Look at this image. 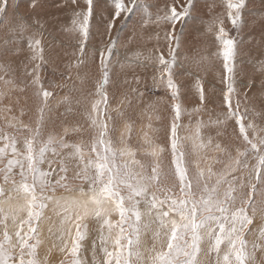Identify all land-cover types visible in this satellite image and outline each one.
I'll use <instances>...</instances> for the list:
<instances>
[{
    "label": "snow or ice",
    "instance_id": "1",
    "mask_svg": "<svg viewBox=\"0 0 264 264\" xmlns=\"http://www.w3.org/2000/svg\"><path fill=\"white\" fill-rule=\"evenodd\" d=\"M70 2L77 9L72 30L81 39L76 59L67 67L78 73L85 70L83 82L89 78L87 41L95 0H83L84 7L79 0ZM111 4V19L106 23L109 41L96 50L99 78L94 81V91L76 100L77 105L82 101L90 105L82 114L84 123L65 127L62 133L51 130L45 134L52 112L49 100L54 93L44 88L40 76L41 40L28 38L34 67L29 73L33 79L26 87L36 89L38 104L34 127L23 121L25 109L21 108L20 116H11L0 128V264H52L49 257L53 252L61 257L58 264H264V128L248 120L247 109L241 111L236 87L240 83L237 37L228 35L223 19L213 22L218 44L213 55L222 61L223 70L222 111L207 122L197 118L195 136L182 137L180 130L187 127L181 123L183 116L191 119L192 114L207 110V105L215 102L197 77L199 103L185 109L182 85L174 79V69L182 67L178 57L183 26L193 18L196 0H184L183 4L172 0L155 13L149 10L155 5H141L139 0H111ZM32 6H36V0ZM224 6L227 20L239 31L246 0H224ZM138 8L142 27L154 24L155 38L158 42L162 38L168 45L166 56L157 48L142 59L137 54V62L155 66L148 90L154 94L164 89L171 101L167 105L170 111L165 124L166 118L158 109L164 98L145 104L151 135L145 133L143 142L133 145L129 121L118 146L113 139L115 120L125 116L121 105L125 101L130 105L131 97L126 95L120 105L111 107V56L119 40L112 33L114 28L119 29L117 19L124 23ZM8 10L9 0H0V13ZM16 27L22 33L26 25ZM207 31H212L211 24ZM8 43L4 42L5 48ZM92 59H96L95 53ZM0 70L6 72L7 66L0 65ZM4 83L15 87L13 80ZM253 87L250 80L246 88ZM260 88L264 90V81ZM131 91L138 100L144 99L143 91ZM6 96L7 92H0V98ZM63 100L69 102V97ZM5 110L12 111L10 107ZM153 119L162 126L154 127ZM230 124H234L237 142L225 144ZM7 128L14 132L9 133ZM204 128L214 129L215 137L208 136L205 141ZM88 131V141L66 140L70 134ZM185 141H191L193 152L213 147L217 155L197 161L193 174ZM216 165H220L218 170ZM49 209L51 215H46ZM47 241L50 246L41 259L39 249ZM85 252L91 256L90 262Z\"/></svg>",
    "mask_w": 264,
    "mask_h": 264
},
{
    "label": "rangeland",
    "instance_id": "2",
    "mask_svg": "<svg viewBox=\"0 0 264 264\" xmlns=\"http://www.w3.org/2000/svg\"><path fill=\"white\" fill-rule=\"evenodd\" d=\"M180 1L183 2L184 0ZM212 1H216L217 3L213 2L212 4ZM221 1L224 0H196V7L192 11L193 18L188 19L186 24L183 26L185 35L182 40L183 44L181 43V47L179 49L180 52L178 58L181 62V65H183L182 67L178 65L174 69V79L182 85L181 92L183 105L185 109L191 110L199 103L198 95L195 89L197 77H199L203 82L204 88H206V93L210 94L211 99H213L215 102L209 103L207 105V110H204L199 114H192L191 119L187 114L183 116L181 123L187 127L181 128L180 135L182 137L195 136L197 118L207 122L210 116L215 118L216 113L222 111V109L219 107L222 97V90L224 89V85L221 82V77L223 74L222 61L213 55V53L217 51L218 44L214 36L215 32L217 31V25L212 23L216 21L217 18L220 19L221 16H223L224 10L226 9ZM79 3L81 4V7L85 6L83 0H79ZM139 3L141 5L148 6L155 5V7L149 8L150 11L155 13L158 8H163L165 4H171L172 0H139ZM32 4L33 0H9L8 12L0 13V31L8 29L10 33L14 34V39H18V43L20 42L21 38H24L23 41L27 42V44L29 37H31L33 40L37 38L41 40L43 61L40 62V76L44 88L54 93L53 97L49 100V104L52 106V112L51 120L48 122L45 128V134L51 130H54L57 133H62L65 127L71 128L77 123H84V117L82 114L85 111V108L89 107L90 105H85L83 101L77 105L76 100L82 98V96H86L89 92L94 91V81L99 78V53L96 50L105 46L109 41L106 23L111 19L110 13L113 9V5L111 4V0H95V17L91 20L90 35L87 41L90 43L87 45V71L89 72V78L82 82V78L85 75V70H81L78 73L75 68L70 70L67 67L76 59L79 41L81 39L78 32L72 30L73 12L77 9H75V7L71 4L70 0H67V2L66 0H36V6L33 7ZM263 7V0H246V8L245 11L242 12L243 24L239 31L233 28L230 21L226 20L223 22V26L227 30L228 35L230 37H237L239 41L237 47V57L242 59L237 61V74L239 76L241 75L242 79H246V82H240V84L238 83V86L236 85L237 96L241 100V111L247 109L248 120H251L259 128H264V90L260 88L261 82L264 81ZM22 8H27L26 10H29V12L32 10L29 16L26 15L27 12H25V18L28 19L27 17H29L30 23H33L32 26L29 27L32 29V34L25 32L21 33L20 31H12L9 29V27L7 28L3 26V23L6 22L4 17L9 16L14 18V16H18L17 10ZM250 12L251 14H249ZM12 22L17 25L14 19H12ZM116 24L119 25V29L114 28L112 34L118 35L119 40L116 44V48L114 50L115 52H113L111 56L112 85L109 87L108 91L110 96H112L111 107L113 109L120 105L121 100L126 95L131 97V104L128 105L127 101H125V105H121L125 111V116L123 118L116 117V131L113 133V139L117 141V145L119 146L118 138L121 132L125 131L126 123L130 121L133 127L131 142L133 145H137L143 142L145 133L151 135V129L148 127V116L144 115L145 104L154 102L159 97H163L164 102L158 103V109L160 115L166 118L164 121L166 124L168 122L167 116L170 111V109L167 108V105L171 102L169 97L166 95L165 90L162 88L156 90L154 94L149 92L148 86L152 84V76L156 72V68L154 65L147 66V64H139V62H137V54H140L139 58L142 59L143 57H147L150 54H154V50L157 48L163 49L167 47L168 51V45L167 42L162 38L159 42L157 41L155 38L156 26L154 24H148L143 27L141 26L143 21L141 19V10L139 8L135 13L130 15L124 21V23H121L120 20L117 19ZM209 24L212 25V31L208 33L207 28ZM202 28H204L205 31ZM205 32L208 33V36L205 35ZM160 34L161 37H163V31H161ZM249 34L252 36H249ZM4 37L5 36L3 34L0 35V41H3ZM149 37L153 38L151 43L155 46H151L149 43ZM130 38H132L131 41ZM8 45L10 44L8 43ZM8 45L7 48H5V45H0V65L5 64L7 66L6 72L0 70V77H3V79H0V92H7L6 97L0 98V128L4 127L5 121L11 116H20V108L23 107V109H25V114L21 118L25 123H30L34 127L36 119V107L38 104L37 97L35 96L36 89L31 86L26 87V85H28L33 79V75L29 74L31 69L34 67V62H31L29 59L32 54L24 52V48L22 52V58L20 60L21 62L16 61L14 66H12L11 62V66H9L8 61H6L5 58H7L9 54H13L12 51H14V49L12 46L10 47ZM22 46L25 47L27 45L24 43ZM26 48L30 50L28 46ZM124 49L128 50V55H122L119 53ZM146 50H148V52ZM240 51L242 52L241 54L239 53ZM15 53H17V51ZM93 53L96 55L95 60L92 59ZM164 53H166V56L167 52ZM124 56L130 60L125 59ZM19 63H21V65H19ZM23 63L25 65L24 67ZM187 72L188 74H185ZM192 72L197 74V77L194 76ZM203 77L206 80H203ZM136 78H139V82H137ZM10 79L14 82H17H15V87H13L12 84L5 85L4 80ZM250 80L255 84V87L251 88L253 89L251 92L247 91L245 85V83H248ZM209 81H211V83H209ZM57 85L62 86L57 87ZM22 88L24 89L23 91L20 90ZM133 88L145 93L143 100L137 99L136 94L131 91ZM244 88H246V90ZM245 92H247V100H245ZM113 93H115L114 96L112 95ZM64 97H69V102H64ZM89 99H94V97H90ZM11 100L12 102H10ZM7 107H12V111L7 112L5 110ZM69 108H71V111H68ZM113 115L115 116V112H113ZM152 124L154 127L162 126L159 122L155 121V119L152 120ZM84 127L87 128V124H84ZM233 127L234 124H230L228 127V136L224 140L225 144H233L237 142L233 135ZM6 130L9 133L14 132V129L12 128H7ZM201 131L205 141L207 140L208 136L215 137L216 135L214 129L204 128ZM161 135H163V133H161ZM90 138L91 132L88 131L82 135L70 134L66 137V140L69 142H80L81 140L88 141ZM185 144L187 145L186 150L189 153V166L193 174L197 171V161L203 162L205 157L211 158L217 155L213 147H207L205 149L198 150L197 152H193L191 141H185ZM137 159H142V157L138 156ZM167 159H170V157H167ZM201 166L206 165L202 163ZM45 167H47V165H45ZM218 168H220V165H216V169ZM90 227H92V225H90ZM257 256L259 258V254H257Z\"/></svg>",
    "mask_w": 264,
    "mask_h": 264
},
{
    "label": "bare ground",
    "instance_id": "3",
    "mask_svg": "<svg viewBox=\"0 0 264 264\" xmlns=\"http://www.w3.org/2000/svg\"><path fill=\"white\" fill-rule=\"evenodd\" d=\"M264 1V0H263ZM161 2V1H160ZM170 2V1H169ZM213 2L214 3H217L216 1H212V4H213ZM211 3V2H210ZM221 3L222 4H224V1H221ZM211 4V5H212ZM259 4V3H258ZM81 5V4H80ZM157 5V4H156ZM214 5H216V4H214ZM98 6V5H97ZM260 6V5H259ZM30 7V6H29ZM32 7V6H31ZM98 7H100V6H98ZM208 7L210 8V6L208 5ZM101 8V7H100ZM216 8V7H215ZM264 8V7H263ZM27 9V8H26ZM26 9H18L17 10V13H18V16H14V18H11V17H9V16H6V17H4L5 18V20H6V22L5 23H3V26L4 27H9V29H11L12 31H17V32H19L20 30L16 27V25L12 22V19H14L15 20V22H16V24H24V25H26V27L24 28V30H23V32H25V33H31L32 34V29H30L29 27H31L32 26V24L33 23H30V21H29V17H27L28 19H26L25 18V16L26 15H30V12H32V10L29 12V10H26ZM262 9V8H261ZM26 10V11H25ZM102 11V10H101ZM243 11H245V9L243 10ZM257 11V10H256ZM25 12H27V14L25 15ZM206 12H208V11H206ZM258 12V11H257ZM259 12H261V11H259ZM100 13V12H99ZM211 13V12H210ZM209 13V14H210ZM225 13H226V9L224 10V12H223V17L225 18ZM253 13V12H252ZM32 14V13H31ZM249 14H251V12L249 13ZM254 14V13H253ZM257 14V13H256ZM220 15H221V13H220ZM225 15V16H224ZM261 15V14H260ZM203 16V15H202ZM208 16V15H207ZM0 17H1V15H0ZM22 18H24V19H22ZM33 18V17H32ZM35 18V17H34ZM211 18H212V16H211ZM217 18V17H216ZM34 20V19H33ZM32 20V21H33ZM212 20V19H211ZM210 20V21H211ZM216 21H218V20H216ZM213 23V22H212ZM261 24V23H260ZM100 25V24H99ZM214 25V24H213ZM142 26V25H141ZM207 26V25H206ZM259 27V26H258ZM42 28V27H41ZM139 28V27H138ZM141 28V27H140ZM257 28V27H256ZM36 29V28H35ZM202 29H204V28H202ZM216 29V28H215ZM42 30V29H41ZM198 30V29H197ZM261 30V29H260ZM200 31V30H199ZM204 31H205V29H204ZM21 32V31H20ZM215 32V31H214ZM206 33V32H205ZM4 35L5 37L3 38V41H0V45L1 46H3V45H5L4 44V42L7 40L8 42H9V44L10 45H8V46H12L13 47V49H14V51H12V53L13 54H9V56H7V58H5V60L6 61H8V64H9V66H11V62H12V66H14V64H15V62L17 61V62H21L20 60H21V58H22V52H23V50H24V48H25V50H24V52H28L29 54H32V52H31V50H28L26 47L28 46V44H27V42H25V41H23L24 40V38H21L20 39V42L18 43V39L17 38H15L14 39V34H12V33H10L9 32V30L8 29H6V30H4V31H0V35ZM185 35V34H184ZM261 38V37H260ZM14 39V40H13ZM183 40V39H182ZM26 44L27 46H25V47H23L22 45L23 44ZM118 43V42H117ZM88 44H90L89 42H87V45ZM183 44V43H182ZM92 45V44H91ZM121 45V44H120ZM118 46V45H117ZM216 46V45H215ZM122 47V46H121ZM191 47V46H190ZM214 47V46H213ZM189 48V47H188ZM11 49V48H10ZM17 49L19 50L18 51V53H15L16 51H17ZM27 49V50H26ZM183 49H186V48H183ZM190 49V48H189ZM238 49V48H237ZM117 51V50H116ZM188 51V50H187ZM190 51V50H189ZM194 51V50H193ZM207 51V50H206ZM31 52V53H30ZM115 52V51H114ZM180 52V51H179ZM119 53H121L122 55H124L125 54V51H121V52H119ZM240 54L242 53L241 51L239 52ZM246 53V52H245ZM206 54H207V52H206ZM182 55V54H181ZM27 56V55H26ZM25 56V57H26ZM192 56V55H191ZM125 57V56H124ZM212 57V56H211ZM179 58V57H178ZM189 58V57H188ZM125 59H128L127 57H125ZM131 59L133 60V58L131 57ZM242 58H238L237 57V61L239 60H241ZM128 60H130V59H128ZM135 60V59H134ZM185 60V59H184ZM188 60V59H187ZM10 61V62H9ZM134 62V61H133ZM6 63V62H5ZM187 63V62H186ZM185 63V64H186ZM191 63V62H190ZM189 63V64H190ZM140 64V63H139ZM138 64V65H139ZM145 64H147V63H145ZM192 64V63H191ZM5 65V64H4ZM19 65H21V63H19ZM183 65V64H182ZM212 65V64H211ZM25 65H24V63H23V67H24ZM21 67V66H20ZM185 67V66H184ZM188 67V66H187ZM186 67V68H187ZM189 68V67H188ZM23 70H25V69H23ZM180 70V69H179ZM198 71V70H197ZM30 72V71H29ZM185 72V71H184ZM10 73V72H9ZM185 74H188V72L187 73H185ZM192 74L194 75V76H196L197 77V74H195V73H193L192 72ZM190 75V74H189ZM201 75V74H200ZM238 75V74H237ZM187 76V75H186ZM209 76H211V75H209ZM207 78V77H206ZM23 79H26V78H23ZM183 79V78H182ZM194 79H195V77H194ZM203 80H206V79H204V77L202 78ZM209 79V78H208ZM237 79H238V81L239 82H241V83H243V82H246L245 80L246 79H242L241 78V75L239 76H237ZM11 80V79H10ZM27 81V80H26ZM25 81V82H26ZM248 81V80H247ZM16 82V81H15ZM28 82V81H27ZM17 83V82H16ZM209 83H211V81H209ZM2 84V83H1ZM25 84V83H24ZM240 84V83H239ZM247 84L248 83H245V85L247 86ZM237 86H238V84H237ZM244 86V85H243ZM20 87V86H19ZM22 87V86H21ZM18 88V87H17ZM26 88V87H25ZM206 89V88H205ZM245 90H246V88H244ZM8 90V89H7ZM14 90V89H13ZM27 90V89H26ZM251 90H253V89H247V91H250L251 92ZM10 91V90H9ZM12 91V90H11ZM182 91V90H181ZM188 91H190V90H188ZM6 92V91H5ZM25 92V91H24ZM242 93V92H241ZM13 94V93H12ZM11 94V95H12ZM190 94V93H189ZM189 94H187V95H189ZM252 94V93H251ZM10 95V96H11ZM16 95H17V93H16ZM14 96V95H13ZM18 96H19V93H18ZM21 97H22V95H21ZM190 97V96H189ZM195 97V96H194ZM255 97H256V95H255ZM11 98V97H10ZM29 98V97H28ZM27 98V99H28ZM8 100V99H7ZM13 100V99H12ZM12 100L10 101V102H12ZM25 101V100H24ZM16 102H18V101H16ZM20 102V101H19ZM27 102V101H26ZM29 103V102H28ZM18 104V103H17ZM24 104H26V103H24ZM22 105V104H21ZM32 106V105H31ZM12 107H15V106H12ZM11 107V108H12ZM26 107V106H25ZM8 108V107H7ZM18 108V107H17ZM24 108V107H23ZM21 109V108H20ZM16 112V111H15ZM27 113V112H26ZM20 115V114H19ZM0 116H1V113H0ZM7 116V115H6ZM23 117V116H22ZM4 118V117H3ZM8 120V119H7ZM27 121H29V120H27ZM215 155V154H214ZM218 166V165H217ZM219 169V168H218ZM217 169V170H218ZM58 191H62V189L61 190H58ZM46 215H51V210L49 209V210H46ZM91 225V224H90ZM93 227V226H92ZM45 236H47V232H46V230H45ZM148 243H149V245L151 244V241H150V239L148 240ZM50 246V241H47L40 249H39V255H40V258L41 259H43L46 255H47V249H48V247ZM86 246L88 247V248H90L91 247V239L89 240V241H87L86 242ZM259 254V253H258ZM85 256H86V258L89 260V262L91 261V256H90V254L88 253V252H85V254H84ZM61 257L59 256V254H57V253H55V252H53V254L49 257V259L51 260V262H52V264H58V261H59V259H60Z\"/></svg>",
    "mask_w": 264,
    "mask_h": 264
},
{
    "label": "crops",
    "instance_id": "4",
    "mask_svg": "<svg viewBox=\"0 0 264 264\" xmlns=\"http://www.w3.org/2000/svg\"><path fill=\"white\" fill-rule=\"evenodd\" d=\"M179 2H180V4H182V3H184V1L182 2V1H180L179 0ZM179 6V5H178ZM164 7V6H163ZM213 14V13H212ZM225 16V15H224ZM221 19H223V22H225L226 20H227V18H226V16H225V18L223 17V16H221V18L219 19V18H217V20L219 21V20H221ZM156 28V27H155ZM168 28H169V30H170V25L168 26ZM161 31H163V30H161ZM213 31H214V29H213ZM208 33H209V31H208ZM208 33L206 32L205 33V35H207L208 36ZM214 35V34H213ZM215 36V35H214ZM249 36H252V35H250L249 34ZM248 38V37H247ZM247 38H246V40H247ZM153 38H151L150 39V44H151V46H155V45H153L152 43H151V40H152ZM245 40V41H246ZM165 44H166V42H165ZM125 48V47H124ZM163 50V52H167V47L166 48H163L162 49ZM122 51H125V54H127L128 55V50L127 49H124V50H122ZM147 52H148V50H146ZM151 51H153V50H151ZM150 53V52H149ZM164 54H166V53H164ZM206 58H207V56H206Z\"/></svg>",
    "mask_w": 264,
    "mask_h": 264
}]
</instances>
